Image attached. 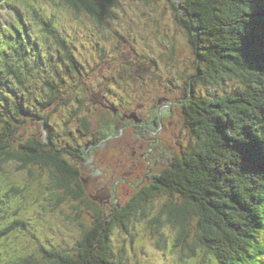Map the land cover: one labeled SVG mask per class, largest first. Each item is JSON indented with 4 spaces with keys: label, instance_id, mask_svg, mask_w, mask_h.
Instances as JSON below:
<instances>
[{
    "label": "rangeland",
    "instance_id": "rangeland-1",
    "mask_svg": "<svg viewBox=\"0 0 264 264\" xmlns=\"http://www.w3.org/2000/svg\"><path fill=\"white\" fill-rule=\"evenodd\" d=\"M22 1L0 0V29L20 25L19 16L23 20L24 61L15 66L25 81L31 80L20 85L11 77L0 85V103L6 105L1 107L11 108L7 114L16 129L7 136V151L24 153L22 145L36 139L44 153L77 169L81 181L71 185V194L56 181L55 166H3L1 226L17 218L22 225L0 241V264L16 255L44 264V249L77 253L85 233L97 224L98 212L113 219L116 209L141 197L145 200L135 207L136 217L115 224L111 241L119 257L128 264H218L202 249L197 258L187 257L179 222L171 209L164 212L168 203L184 199L161 186L175 185L170 172L195 142L184 113L191 78L202 65L201 50L194 45L200 31L191 27L199 19L189 15L191 8L187 11L184 0H118L110 15L96 19L61 0ZM50 19L65 50L48 35ZM244 87L228 81L200 84L194 91L211 99L238 95ZM15 106L21 109L18 115H13ZM4 130L0 133L11 132ZM90 180L92 188L84 190ZM11 185L20 192L12 193ZM2 206L14 214L1 213ZM197 236L192 229L189 239ZM256 236L264 239V226ZM239 264H264V250L251 249Z\"/></svg>",
    "mask_w": 264,
    "mask_h": 264
},
{
    "label": "trees",
    "instance_id": "trees-1",
    "mask_svg": "<svg viewBox=\"0 0 264 264\" xmlns=\"http://www.w3.org/2000/svg\"><path fill=\"white\" fill-rule=\"evenodd\" d=\"M61 1L78 13L86 12L96 19L110 15L109 11L118 7V0ZM22 2L31 3L30 0ZM184 7L187 11L191 8L189 15L199 19L191 27L196 26L205 42L195 39L194 45L201 50L198 55L202 65L197 76L191 78L188 97L191 100L184 107L195 142L191 150L178 158L174 171L168 175L176 180L175 185L171 181L167 186L161 185L173 196L180 194L184 200L180 204L168 203L164 212L171 209V216L179 222V237H184L187 244V257L197 258L202 249L204 256H212V262L239 264L251 249L264 250V239L256 236L264 226V0H184ZM19 20V26L3 25L0 29V85L11 82V77L20 85L31 82L25 81L20 68L15 66L24 61L25 46L23 49L19 39L25 29L20 16ZM48 24L53 26L54 20ZM47 32L66 49L52 27ZM11 57H16L15 61ZM228 81L242 83L244 90L235 96L211 99L197 96L194 91L200 84L215 86ZM1 105L6 106L0 103V129L6 127L4 131L11 132L0 133V177L3 166L11 162L21 163L23 167L52 165L59 175L56 181L72 194L71 185L81 181L78 170L60 156L44 153L36 139L22 145L27 149L24 153L7 151V136L16 129L13 116L7 114L12 113L11 108L3 110ZM14 109L13 115L21 113L18 106ZM7 118L11 120L8 122ZM11 189L14 194L20 192L19 186L11 185ZM8 200L11 196L6 197ZM138 200L116 209L111 215L113 219L98 212L97 224L85 233L77 253L44 249V264H128L116 254L111 238L117 221L130 220L139 213L135 207L145 199ZM6 211L14 214L2 206L1 213ZM142 214L147 216L146 212ZM20 221L17 218L7 226H1L0 221V241L18 229L22 225ZM192 229L198 231V236L191 240ZM38 259L16 255L2 264H43Z\"/></svg>",
    "mask_w": 264,
    "mask_h": 264
},
{
    "label": "flooded vegetation",
    "instance_id": "flooded-vegetation-1",
    "mask_svg": "<svg viewBox=\"0 0 264 264\" xmlns=\"http://www.w3.org/2000/svg\"><path fill=\"white\" fill-rule=\"evenodd\" d=\"M119 115V114H118ZM133 115H137V113H133ZM138 116V115H137ZM158 117V116H157ZM124 120V119H123ZM125 121V120H124ZM138 121H139V123L141 124V125H143V126H147L148 125V123L146 124V123H144L143 122V119L141 118L140 119V117L138 118ZM142 121V122H141ZM162 123V122H161ZM155 125L157 124V122L155 121V123H154ZM146 129H150V128H148V127H146ZM175 148V147H174ZM90 185H88V186H86V185H83V189L84 190H88V189H90V188H92V185L94 184L93 183V181L92 180H90ZM92 184V185H91ZM95 186V185H94ZM103 186H106V185H103ZM102 187V186H101ZM95 188V187H94ZM106 191H107V193L109 194L110 192H108V190H109V188L107 187L106 189H105Z\"/></svg>",
    "mask_w": 264,
    "mask_h": 264
}]
</instances>
